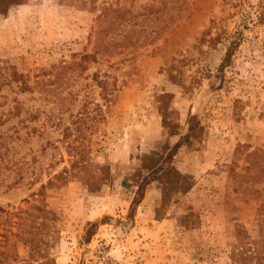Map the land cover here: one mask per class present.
Instances as JSON below:
<instances>
[{
    "label": "rangeland",
    "instance_id": "1",
    "mask_svg": "<svg viewBox=\"0 0 264 264\" xmlns=\"http://www.w3.org/2000/svg\"><path fill=\"white\" fill-rule=\"evenodd\" d=\"M13 1L0 264L244 262L264 191L260 168L239 176L264 151V0ZM108 6L121 24L98 18Z\"/></svg>",
    "mask_w": 264,
    "mask_h": 264
},
{
    "label": "trees",
    "instance_id": "2",
    "mask_svg": "<svg viewBox=\"0 0 264 264\" xmlns=\"http://www.w3.org/2000/svg\"><path fill=\"white\" fill-rule=\"evenodd\" d=\"M7 2L13 3L14 1L13 0H7ZM3 3H4V0H0V13H2L4 10V9H2V6H1ZM4 6H6V3L4 4ZM115 12H116V10H113L110 6L103 7L101 9V12H100L98 18H100L101 21H105L106 19L108 21H110L112 17H116L119 21V24H121L122 20H120L121 18L118 17L120 15H117V13L115 14ZM148 14H150V13H148ZM144 38H148V36L144 35ZM229 55H230V52H226V54L224 56V61L228 60ZM260 152H262V153H260ZM263 153H264V151H262V150H260L259 153H257V151L252 152L251 153V155H253L252 156L253 157L252 158L253 159L252 165L250 164L251 163L250 162L246 168L247 169L246 172L244 174H241V175L239 174V176H241V178H244V179L247 178V182H246V184H244L246 187H249V185H250L248 182L249 178H253V174L251 173V169H254V167L256 166L264 172V167H261V164L264 163ZM257 157H259V160ZM255 162H256V165H254ZM257 183H258V181L256 179H254L252 185L257 184ZM241 185H238V187ZM190 188H191V185L190 186L187 185L186 187H183L182 189H180V191L187 192ZM138 190L140 191V188ZM251 190H253L252 192L255 194V198H257L260 201L259 228H258L257 238L254 240L255 246L252 249V253L249 252V253H246L245 255H241V258L244 261V262H241V264H247L246 260H248L249 258H255V260H258V262H262V263L264 262V191L262 193V191L260 189H258L257 187H255V188L253 187ZM91 226H93V225H91Z\"/></svg>",
    "mask_w": 264,
    "mask_h": 264
}]
</instances>
